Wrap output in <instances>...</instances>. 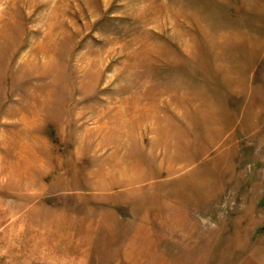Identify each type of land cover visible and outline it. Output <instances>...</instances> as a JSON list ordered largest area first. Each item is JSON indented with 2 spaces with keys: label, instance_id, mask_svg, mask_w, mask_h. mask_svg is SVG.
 I'll use <instances>...</instances> for the list:
<instances>
[{
  "label": "rangeland",
  "instance_id": "obj_1",
  "mask_svg": "<svg viewBox=\"0 0 264 264\" xmlns=\"http://www.w3.org/2000/svg\"><path fill=\"white\" fill-rule=\"evenodd\" d=\"M0 264H264V0H0Z\"/></svg>",
  "mask_w": 264,
  "mask_h": 264
}]
</instances>
